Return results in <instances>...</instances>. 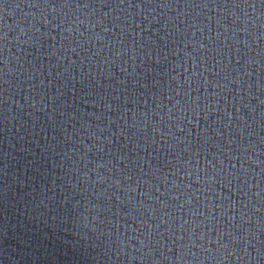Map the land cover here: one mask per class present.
<instances>
[{"label":"water","instance_id":"obj_1","mask_svg":"<svg viewBox=\"0 0 264 264\" xmlns=\"http://www.w3.org/2000/svg\"><path fill=\"white\" fill-rule=\"evenodd\" d=\"M0 264H264V0H0Z\"/></svg>","mask_w":264,"mask_h":264}]
</instances>
